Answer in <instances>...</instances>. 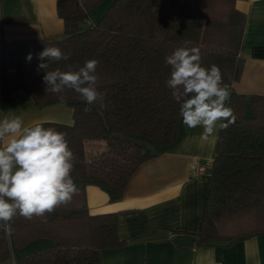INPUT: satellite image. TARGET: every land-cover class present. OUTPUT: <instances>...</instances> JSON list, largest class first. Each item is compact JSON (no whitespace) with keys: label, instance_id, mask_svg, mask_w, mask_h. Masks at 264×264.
<instances>
[{"label":"trees","instance_id":"1","mask_svg":"<svg viewBox=\"0 0 264 264\" xmlns=\"http://www.w3.org/2000/svg\"><path fill=\"white\" fill-rule=\"evenodd\" d=\"M103 1L57 0L64 35L4 41L0 92L24 90L37 106L63 101L72 108L73 124H38L66 134L76 156L73 179L120 195L144 163L181 141L183 120L179 103L166 86L171 66L165 57L179 47L198 49L202 66L220 68L223 84L231 91L227 107L236 120L223 121L228 126L218 137L197 240L232 244L264 234V96L231 90L245 64L239 48L246 15L235 7V0H114L98 23H89ZM52 46L69 59L49 61L47 71H66L69 65L78 70L91 59L99 62L97 90L104 96L103 107L97 101L85 113L86 102L74 90L46 91L45 70H38L37 55ZM29 53L31 61L26 59ZM88 141L105 145L90 150ZM86 184L51 213L14 217L10 237L0 230V261L11 259L35 239L46 238L50 246L16 264H102L101 251L123 242L117 213H89Z\"/></svg>","mask_w":264,"mask_h":264},{"label":"crops","instance_id":"2","mask_svg":"<svg viewBox=\"0 0 264 264\" xmlns=\"http://www.w3.org/2000/svg\"><path fill=\"white\" fill-rule=\"evenodd\" d=\"M235 7L246 15L239 48L245 64L231 90L264 96V0H235ZM59 17L57 0H0V52L4 41L64 35L65 24ZM13 116L22 117L25 126L74 122L73 109L63 101L37 106L24 90L0 92V119ZM220 123L207 140L202 139V127L188 128L183 123L181 141L144 163L120 195L73 179L76 187L86 184L91 215L117 213V231L123 244L102 250V264H264V234L232 244L197 240L210 193ZM95 144L94 148H99V143ZM171 232L177 235L174 239ZM181 235L194 236V247L177 244L175 239ZM50 245L49 239H35L0 264H16L17 259Z\"/></svg>","mask_w":264,"mask_h":264},{"label":"clouds","instance_id":"3","mask_svg":"<svg viewBox=\"0 0 264 264\" xmlns=\"http://www.w3.org/2000/svg\"><path fill=\"white\" fill-rule=\"evenodd\" d=\"M37 58L38 70H45L47 92L74 90L86 102L85 113L97 101L103 107L104 96L97 90V60L86 61L78 70L69 65L66 71L59 68L47 71L49 61L68 60L69 56L52 46L45 47ZM26 59L31 61L32 54ZM165 62L171 66L166 86L179 103V115L188 128L202 127V139L207 140L218 121L220 128L235 122L233 110L225 106L230 93L217 65L202 66L199 50L185 47L167 55ZM75 161L65 133L38 123L25 126L20 116L0 119V230L10 237L11 221L17 215L25 219L42 217L70 202L77 192L71 176Z\"/></svg>","mask_w":264,"mask_h":264},{"label":"rangeland","instance_id":"4","mask_svg":"<svg viewBox=\"0 0 264 264\" xmlns=\"http://www.w3.org/2000/svg\"><path fill=\"white\" fill-rule=\"evenodd\" d=\"M112 2H114V0H104L103 2L99 3V5L97 6V8L94 10V12L92 13V15L90 16V20L89 23H93L96 24L98 23L102 17L105 15L107 9L110 7V5L112 4ZM143 138V137H141ZM145 139V138H143ZM95 143H99V148H94V145H97ZM105 143H103V141H93V142H87L86 144V148L90 149V150H96V149H100L102 147H104ZM147 147V150H150L151 146L145 145Z\"/></svg>","mask_w":264,"mask_h":264},{"label":"water","instance_id":"5","mask_svg":"<svg viewBox=\"0 0 264 264\" xmlns=\"http://www.w3.org/2000/svg\"><path fill=\"white\" fill-rule=\"evenodd\" d=\"M150 150L152 151V154L154 153L153 147H150ZM175 242L177 244H180L182 246L186 247H194L195 245V237L192 235H181L175 239Z\"/></svg>","mask_w":264,"mask_h":264},{"label":"built area","instance_id":"6","mask_svg":"<svg viewBox=\"0 0 264 264\" xmlns=\"http://www.w3.org/2000/svg\"><path fill=\"white\" fill-rule=\"evenodd\" d=\"M176 236H177V235H176L175 233H173V232L170 233V238H171V239H174Z\"/></svg>","mask_w":264,"mask_h":264}]
</instances>
